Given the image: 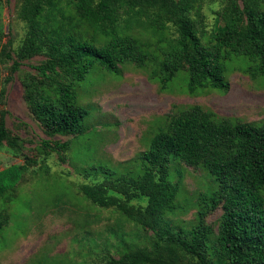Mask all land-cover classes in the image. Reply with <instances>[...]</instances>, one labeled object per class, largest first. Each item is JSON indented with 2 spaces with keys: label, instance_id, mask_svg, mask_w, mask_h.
<instances>
[{
  "label": "trees",
  "instance_id": "trees-1",
  "mask_svg": "<svg viewBox=\"0 0 264 264\" xmlns=\"http://www.w3.org/2000/svg\"><path fill=\"white\" fill-rule=\"evenodd\" d=\"M201 9L202 0H18L25 36L17 47L7 41L2 54L11 73L42 56L31 64L34 72L21 76L24 99L47 135L78 136L88 110L75 85L95 65L121 74L132 64L161 89L181 79L189 94L227 92L232 61L264 80V0H222L209 30ZM164 120L136 175L105 164L83 170L91 180L80 185L87 199L151 231L145 245L123 239L117 257L102 264H264V123L218 116L198 104L170 110ZM4 142L20 150L1 110L0 147ZM41 144L63 151L69 141ZM172 157L204 167L217 183L200 195L194 217L178 225L165 218L180 190L170 178ZM21 177L19 164L1 169L0 193L14 191ZM7 220L0 211V234Z\"/></svg>",
  "mask_w": 264,
  "mask_h": 264
},
{
  "label": "rangeland",
  "instance_id": "rangeland-1",
  "mask_svg": "<svg viewBox=\"0 0 264 264\" xmlns=\"http://www.w3.org/2000/svg\"><path fill=\"white\" fill-rule=\"evenodd\" d=\"M221 7L222 0H202L206 29L212 28ZM17 9L18 0H0V111L20 148L14 151L3 143L0 170L19 164L22 171L14 191L0 193V211L8 216L0 234V264H102L109 256L117 257L123 239L147 244L151 231L113 208L95 206L80 185L91 181L83 172L90 164L136 175L140 155L168 111L198 104L218 116L264 123V80L244 74L236 61L228 65L227 92L209 89L199 94L185 92L186 81L181 79L161 89L132 64H125L121 74L95 65L75 85L79 103L88 110L86 129L78 136H49L30 112L21 81L26 72H34L31 64L42 56L24 61L20 71L11 73L12 62L2 54L7 41L17 47L25 36L26 24L17 17ZM43 140L69 141V146L49 150L42 146ZM170 178L179 181L180 190L176 210L165 218L185 224L194 217L200 195L211 193L217 183L204 167H187L176 157L170 160ZM220 214L218 210L207 220L215 223Z\"/></svg>",
  "mask_w": 264,
  "mask_h": 264
}]
</instances>
